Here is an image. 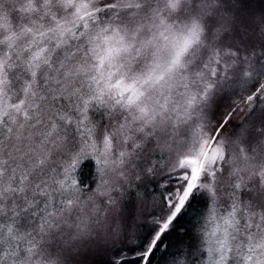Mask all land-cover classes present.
Instances as JSON below:
<instances>
[{
  "label": "snow or ice",
  "instance_id": "1",
  "mask_svg": "<svg viewBox=\"0 0 264 264\" xmlns=\"http://www.w3.org/2000/svg\"><path fill=\"white\" fill-rule=\"evenodd\" d=\"M193 200L170 264H264V0H0V264H150Z\"/></svg>",
  "mask_w": 264,
  "mask_h": 264
},
{
  "label": "trees",
  "instance_id": "2",
  "mask_svg": "<svg viewBox=\"0 0 264 264\" xmlns=\"http://www.w3.org/2000/svg\"><path fill=\"white\" fill-rule=\"evenodd\" d=\"M235 95H238V93L234 94V96ZM232 98L231 96L228 98L220 97L214 101V110L212 111L213 118L215 115L216 117L223 116L231 106ZM236 120L237 118L234 117L230 123ZM227 132L228 131H226V133ZM199 208L200 202L193 200L191 206L187 207L182 214H178L172 226L162 235L160 241H158V245L153 250V254L150 257V264H161L165 261H169L171 258H178L183 248H187L189 252H191L193 246L190 245H194L196 242L193 233V225ZM135 231V233L139 234L135 235L134 242L129 244L128 247L134 251H142L151 239L154 226L149 227L145 222H142V224L138 222ZM158 246H160V249H158ZM130 264H139L138 258L131 260Z\"/></svg>",
  "mask_w": 264,
  "mask_h": 264
},
{
  "label": "rangeland",
  "instance_id": "3",
  "mask_svg": "<svg viewBox=\"0 0 264 264\" xmlns=\"http://www.w3.org/2000/svg\"><path fill=\"white\" fill-rule=\"evenodd\" d=\"M228 97H230V96H224V98H228ZM218 106V105H217ZM213 110H214V108H213ZM212 110V111H213ZM220 118H222V117H220V116H218V117H216V115L214 116V118L213 119H215V120H219ZM238 126V120H236V121H234L233 123H230V125L228 126V127H226V129H225V132L226 131H228L226 134H231V132H232V130L235 128V127H237ZM227 128H228V130H227ZM141 224H142V222H140ZM146 223V222H145ZM147 224V226H149V227H153L152 225H148V223H146ZM136 232V231H135ZM139 233H135V235H138ZM138 237V236H137ZM150 238V237H149ZM195 245H196V242L194 243V245H190V246H193L192 247V250L195 248ZM158 249H160V246H158ZM179 257V256H178ZM174 258H171L169 261H165V262H163V263H161V264H170V262L173 260ZM192 259L194 260L195 258L194 257H192ZM149 261H150V258H149Z\"/></svg>",
  "mask_w": 264,
  "mask_h": 264
}]
</instances>
